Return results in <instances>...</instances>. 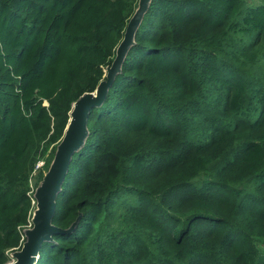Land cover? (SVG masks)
<instances>
[{
	"label": "trees",
	"instance_id": "1",
	"mask_svg": "<svg viewBox=\"0 0 264 264\" xmlns=\"http://www.w3.org/2000/svg\"><path fill=\"white\" fill-rule=\"evenodd\" d=\"M135 5L0 0V264ZM86 124L33 264H264V0H150Z\"/></svg>",
	"mask_w": 264,
	"mask_h": 264
},
{
	"label": "water",
	"instance_id": "2",
	"mask_svg": "<svg viewBox=\"0 0 264 264\" xmlns=\"http://www.w3.org/2000/svg\"><path fill=\"white\" fill-rule=\"evenodd\" d=\"M150 0H136V5L128 17L121 38L114 47L111 61L103 68L102 77L94 88L83 91L72 102L68 118L58 142L55 144L52 157L32 191L34 206L29 224L21 229L22 241L18 248L9 251L7 264H33L42 241L51 240L55 232L71 230L77 217L65 228L51 222L55 209V197L67 171L73 152L84 143L88 134L87 116L92 107L99 106L106 95L115 75L121 70V63L134 43V34Z\"/></svg>",
	"mask_w": 264,
	"mask_h": 264
},
{
	"label": "built area",
	"instance_id": "3",
	"mask_svg": "<svg viewBox=\"0 0 264 264\" xmlns=\"http://www.w3.org/2000/svg\"><path fill=\"white\" fill-rule=\"evenodd\" d=\"M42 164V160H38L37 162H36V164H35V167H38V166H40Z\"/></svg>",
	"mask_w": 264,
	"mask_h": 264
},
{
	"label": "rangeland",
	"instance_id": "4",
	"mask_svg": "<svg viewBox=\"0 0 264 264\" xmlns=\"http://www.w3.org/2000/svg\"><path fill=\"white\" fill-rule=\"evenodd\" d=\"M32 181V180H31ZM34 188V187H33ZM10 259V258H9ZM6 264H7V262H6Z\"/></svg>",
	"mask_w": 264,
	"mask_h": 264
}]
</instances>
